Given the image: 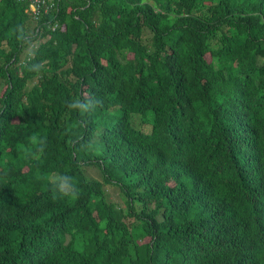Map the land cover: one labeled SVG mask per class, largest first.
Segmentation results:
<instances>
[{
  "label": "trees",
  "instance_id": "1",
  "mask_svg": "<svg viewBox=\"0 0 264 264\" xmlns=\"http://www.w3.org/2000/svg\"><path fill=\"white\" fill-rule=\"evenodd\" d=\"M32 1L0 0V264H264V0Z\"/></svg>",
  "mask_w": 264,
  "mask_h": 264
},
{
  "label": "clouds",
  "instance_id": "2",
  "mask_svg": "<svg viewBox=\"0 0 264 264\" xmlns=\"http://www.w3.org/2000/svg\"><path fill=\"white\" fill-rule=\"evenodd\" d=\"M34 2H38L39 3V7H38V14L36 16V18L33 17L32 15V11H31V7L33 5ZM42 2V3H41ZM54 6L53 4V0H33L32 2L29 3L28 7H29V11H30V18L32 21H36L41 13H46L47 9L50 10V8ZM76 198V197H73Z\"/></svg>",
  "mask_w": 264,
  "mask_h": 264
},
{
  "label": "built area",
  "instance_id": "3",
  "mask_svg": "<svg viewBox=\"0 0 264 264\" xmlns=\"http://www.w3.org/2000/svg\"><path fill=\"white\" fill-rule=\"evenodd\" d=\"M38 7H39V3L38 2H34L32 7H31L32 15H33L34 18H36L37 14H38V12H37Z\"/></svg>",
  "mask_w": 264,
  "mask_h": 264
},
{
  "label": "rangeland",
  "instance_id": "4",
  "mask_svg": "<svg viewBox=\"0 0 264 264\" xmlns=\"http://www.w3.org/2000/svg\"><path fill=\"white\" fill-rule=\"evenodd\" d=\"M88 175L91 177V178H96V175L94 174V172L92 171H88Z\"/></svg>",
  "mask_w": 264,
  "mask_h": 264
}]
</instances>
